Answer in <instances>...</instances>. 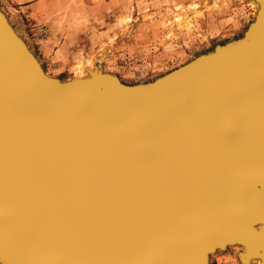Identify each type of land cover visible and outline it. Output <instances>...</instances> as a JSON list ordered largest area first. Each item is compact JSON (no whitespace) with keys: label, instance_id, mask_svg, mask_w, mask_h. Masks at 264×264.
<instances>
[{"label":"water","instance_id":"water-1","mask_svg":"<svg viewBox=\"0 0 264 264\" xmlns=\"http://www.w3.org/2000/svg\"><path fill=\"white\" fill-rule=\"evenodd\" d=\"M101 77L45 76L0 12V263H262L264 2L151 81Z\"/></svg>","mask_w":264,"mask_h":264},{"label":"rangeland","instance_id":"rangeland-1","mask_svg":"<svg viewBox=\"0 0 264 264\" xmlns=\"http://www.w3.org/2000/svg\"><path fill=\"white\" fill-rule=\"evenodd\" d=\"M262 2L29 0L11 13L0 0V12L45 76L61 82L90 77L102 81L101 75L108 74L132 84L151 81L239 37ZM80 62L85 67L76 74ZM241 252V244L230 243L210 251L206 263L264 264Z\"/></svg>","mask_w":264,"mask_h":264},{"label":"crops","instance_id":"crops-1","mask_svg":"<svg viewBox=\"0 0 264 264\" xmlns=\"http://www.w3.org/2000/svg\"><path fill=\"white\" fill-rule=\"evenodd\" d=\"M5 1H6V3H4V5H5V7L9 8V12L12 13L14 11L15 13H17L20 10V8H21L20 5L23 2H26V1H29V0H5ZM40 1H46V0H36V3H39ZM34 2H35V0H34Z\"/></svg>","mask_w":264,"mask_h":264},{"label":"bare ground","instance_id":"bare-ground-1","mask_svg":"<svg viewBox=\"0 0 264 264\" xmlns=\"http://www.w3.org/2000/svg\"><path fill=\"white\" fill-rule=\"evenodd\" d=\"M195 8H196V6H197V4L195 3ZM86 62H88L87 63V66H91L92 65V62H91V60H88V61H86ZM85 62V63H86ZM84 63H82V62H80V63H78L77 65H76V69H77V71H76V74H77V72H79V71H83L84 70ZM78 77H81V76H78Z\"/></svg>","mask_w":264,"mask_h":264},{"label":"snow or ice","instance_id":"snow-or-ice-1","mask_svg":"<svg viewBox=\"0 0 264 264\" xmlns=\"http://www.w3.org/2000/svg\"><path fill=\"white\" fill-rule=\"evenodd\" d=\"M260 208H261V216L264 218V200L260 202Z\"/></svg>","mask_w":264,"mask_h":264}]
</instances>
